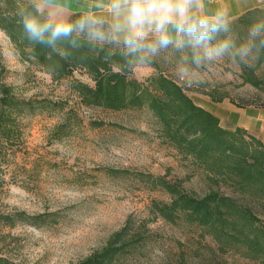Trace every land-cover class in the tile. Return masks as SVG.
<instances>
[{
	"label": "rangeland",
	"instance_id": "rangeland-1",
	"mask_svg": "<svg viewBox=\"0 0 264 264\" xmlns=\"http://www.w3.org/2000/svg\"><path fill=\"white\" fill-rule=\"evenodd\" d=\"M261 15L264 12L253 18ZM233 21L240 33L249 24ZM0 48L9 69L7 80L19 94L67 100L83 119L70 136L57 140L53 131L64 121L63 113L26 116L24 147L12 166L0 167V183L6 179L0 186V211L25 212L30 218L2 228L3 253L18 264H75L101 250L115 232L128 225L129 236L144 234L145 239L124 255L121 264H264L234 249L223 252L205 228L184 218L172 223L152 213L153 200L169 202L171 197L149 189L133 172L166 175L181 181L196 196L208 193L212 183L191 158L164 142L147 108L86 107L66 81L54 82L37 66L21 60L2 30ZM157 59L161 69L177 80L174 59L166 53ZM155 71L148 66L135 69V75L144 80ZM77 76L92 83L86 76ZM185 88L196 103L224 116L233 114L231 105L264 106V62L254 69L222 63L206 83ZM211 95L224 97L225 104ZM234 196L251 202L245 195Z\"/></svg>",
	"mask_w": 264,
	"mask_h": 264
},
{
	"label": "trees",
	"instance_id": "trees-1",
	"mask_svg": "<svg viewBox=\"0 0 264 264\" xmlns=\"http://www.w3.org/2000/svg\"><path fill=\"white\" fill-rule=\"evenodd\" d=\"M263 12L264 9H254L236 19L250 23L255 14ZM0 30L8 36L21 60L37 66L54 82L66 81L82 105L112 111L147 108L159 124L164 142L191 158L212 183L208 193L196 196L186 191L181 181L169 180L166 175L133 172L135 179L149 189L162 190L171 197L169 202L153 200L152 213L172 223L184 218L205 228L223 252L234 249L245 257L264 261V143L260 139L241 127H224L217 115L196 103L182 84L161 69L157 58L151 65L156 71L144 80L135 75V69L128 71L120 64H109L99 58L61 61L53 70L49 50L39 45L29 46L12 20L0 15ZM8 73L0 48L1 168L12 166L25 145L26 116L63 113L64 121L53 131L57 140L70 136L83 124L80 114L67 100L27 98L19 94L8 82ZM77 74L86 76L92 83L83 81ZM248 82L259 86L253 79ZM211 96L214 101L224 99ZM5 180L0 186H4ZM223 186L230 192H225ZM234 195H245L251 202H242ZM29 218L25 212L0 211V234L2 228L14 227ZM128 234L126 225L101 250L75 264H121L124 255L145 239L144 234ZM0 264L18 263L0 249Z\"/></svg>",
	"mask_w": 264,
	"mask_h": 264
},
{
	"label": "clouds",
	"instance_id": "clouds-1",
	"mask_svg": "<svg viewBox=\"0 0 264 264\" xmlns=\"http://www.w3.org/2000/svg\"><path fill=\"white\" fill-rule=\"evenodd\" d=\"M33 48L48 49L51 68L61 61L99 58L128 71L148 67L162 53L174 59V77L188 88L206 83L222 63L254 69L264 62V15L242 33L230 6L209 0H0Z\"/></svg>",
	"mask_w": 264,
	"mask_h": 264
},
{
	"label": "crops",
	"instance_id": "crops-1",
	"mask_svg": "<svg viewBox=\"0 0 264 264\" xmlns=\"http://www.w3.org/2000/svg\"><path fill=\"white\" fill-rule=\"evenodd\" d=\"M221 2L226 3L228 6H230L233 19H236L241 15L254 9H264V0H209V3L212 5ZM64 3L66 4V6H69L74 11L79 10L83 6V0H64ZM217 103H223V101ZM231 106H234L233 112H231L233 114L227 116L221 115L218 112H214L209 108L206 109L210 110L215 115H217L220 118L221 124L224 127H241L264 143V106Z\"/></svg>",
	"mask_w": 264,
	"mask_h": 264
}]
</instances>
